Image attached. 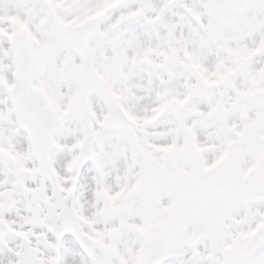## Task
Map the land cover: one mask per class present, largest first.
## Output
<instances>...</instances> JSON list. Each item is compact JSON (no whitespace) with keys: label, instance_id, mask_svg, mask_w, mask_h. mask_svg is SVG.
Here are the masks:
<instances>
[{"label":"snow or ice","instance_id":"6c2138e0","mask_svg":"<svg viewBox=\"0 0 264 264\" xmlns=\"http://www.w3.org/2000/svg\"><path fill=\"white\" fill-rule=\"evenodd\" d=\"M0 264H264V0H0Z\"/></svg>","mask_w":264,"mask_h":264}]
</instances>
